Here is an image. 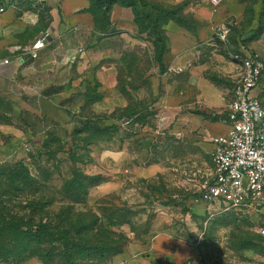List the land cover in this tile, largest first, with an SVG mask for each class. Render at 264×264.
<instances>
[{
    "label": "rangeland",
    "instance_id": "obj_1",
    "mask_svg": "<svg viewBox=\"0 0 264 264\" xmlns=\"http://www.w3.org/2000/svg\"><path fill=\"white\" fill-rule=\"evenodd\" d=\"M149 24L150 19L143 20ZM99 26L111 32L104 19ZM107 45L118 56L117 87L129 95V106L101 114L96 127L64 140L47 138L38 148L25 145L15 160L33 180L24 193H16L9 171L0 166V206L12 210L20 202L29 205L25 199L35 202L45 195L52 199L45 214L54 218L64 180L77 174L93 177L88 183H100L90 188L87 207L129 211L128 222L116 228L129 241L109 264H264V197L246 198L240 206L201 198L213 169V126L226 111L217 110L214 117L216 109L189 103V98L183 104L172 91L166 93L174 82L166 76L168 67L161 72L156 63L160 48L119 38ZM154 64L164 75L156 82L148 76ZM97 84L94 78L93 88ZM139 88L144 91L134 95ZM208 116L210 123L203 124Z\"/></svg>",
    "mask_w": 264,
    "mask_h": 264
},
{
    "label": "crops",
    "instance_id": "obj_2",
    "mask_svg": "<svg viewBox=\"0 0 264 264\" xmlns=\"http://www.w3.org/2000/svg\"><path fill=\"white\" fill-rule=\"evenodd\" d=\"M145 1L179 9L191 23L186 26L167 17L161 27L168 48L166 76L174 82L166 93L172 91L183 104L189 98V103L216 109L214 117L217 110L227 111L241 75V63L231 58V51L255 52L264 63V0ZM0 4L5 7L0 11V166L16 162L27 144L38 148L47 138L66 139L88 115L129 106V95L117 87L118 56L107 41L119 38L154 47V37L140 28L131 6L111 5V32L106 33L98 29L100 13L93 0ZM44 34L49 41L34 58L30 47ZM148 76L156 82L164 75L154 64ZM252 93L264 101V73ZM91 96L98 98L88 101ZM160 101L158 105L165 107ZM210 120L208 116L201 122L208 125ZM213 127L217 136L228 130L222 121ZM21 264L44 263L34 257Z\"/></svg>",
    "mask_w": 264,
    "mask_h": 264
},
{
    "label": "trees",
    "instance_id": "obj_3",
    "mask_svg": "<svg viewBox=\"0 0 264 264\" xmlns=\"http://www.w3.org/2000/svg\"><path fill=\"white\" fill-rule=\"evenodd\" d=\"M117 2L131 6L140 28L149 30L154 37V48H160L156 63L161 72H164V53L168 48L161 27L165 19L173 17L186 26L191 24L190 21L180 16L179 9H167L145 0H93L95 12L100 13L97 26L101 32V19L110 28L109 11L111 5ZM143 9L146 15L140 12ZM147 18L150 19V24L144 26L143 20ZM261 25L259 29L262 28ZM96 98L98 97L91 96L87 100L93 101ZM99 116L101 115L91 114L80 120L81 127L73 134L84 127H96ZM101 130L104 128L97 127V131ZM3 166L9 171L8 178L14 183L16 193H24V187L33 177L27 170L19 167L17 161ZM92 179L93 177L77 174L64 180L58 192L60 198L56 199L59 206L54 218L45 214L49 211L47 206L52 203V199L45 195L35 197V202L25 199L26 204L33 206L31 208L23 205V202L12 210L1 205L0 263L21 264L37 257L44 264H109L114 256L121 254L129 240L116 228L128 222L129 211L119 206H102L103 212L87 207L90 188L100 183L99 180L88 183Z\"/></svg>",
    "mask_w": 264,
    "mask_h": 264
},
{
    "label": "built area",
    "instance_id": "obj_4",
    "mask_svg": "<svg viewBox=\"0 0 264 264\" xmlns=\"http://www.w3.org/2000/svg\"><path fill=\"white\" fill-rule=\"evenodd\" d=\"M4 9L0 4V11ZM48 41L44 34L33 42L34 58ZM231 58L241 63V75L221 119L228 130L215 138L211 179L203 185L201 198L240 206L246 198L264 197V101L252 93L264 73V63L257 53L244 50L232 53Z\"/></svg>",
    "mask_w": 264,
    "mask_h": 264
}]
</instances>
